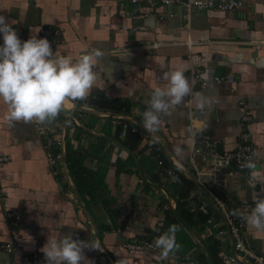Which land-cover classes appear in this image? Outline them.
Returning a JSON list of instances; mask_svg holds the SVG:
<instances>
[{"label": "crops", "instance_id": "crops-1", "mask_svg": "<svg viewBox=\"0 0 264 264\" xmlns=\"http://www.w3.org/2000/svg\"><path fill=\"white\" fill-rule=\"evenodd\" d=\"M239 1L235 10L214 6L193 9L188 15L181 5L165 6L156 0H0V15L12 22L22 41L32 35L47 38L54 53L71 55L74 60L96 49L104 51L97 63V83L86 98L92 103L70 100L83 108L73 111L76 119L61 111L51 122H10L8 106L0 100V156L6 157L0 161V242L12 241L28 251L41 252L49 235L59 237L71 231L79 239L99 244L100 249L85 250L91 264H117L119 260L163 264L156 251L123 245L126 240L154 243L166 231L169 211L178 218L173 182L156 161L167 159L170 163L164 167L173 163L186 177L187 172L196 179L189 159L194 136L204 132L217 141V150L233 149L239 133L240 99L253 115L249 123L252 158L261 169L259 179L264 180V0ZM45 27L57 29L59 38L40 34ZM194 65L206 85L190 87L184 102L162 116L158 130L148 131L143 113L150 107L152 92L168 84L164 74L182 69L190 84ZM221 75H233L234 81H214ZM198 94L215 102L201 109ZM121 121L137 128L130 132L139 141L132 134L126 138L127 132L121 135ZM64 124L71 125L73 132L65 129L59 149L54 137L63 132ZM149 137L154 139L150 151L143 146V139ZM67 142L70 151L77 145L90 151L83 164L95 171L90 188L76 184L71 176ZM59 151L62 157L52 165L49 154ZM155 173L159 182L152 180ZM249 175L239 172L224 182V189L219 188L231 199L250 201L253 207L261 185L247 184ZM190 181L195 188L189 198L206 199ZM151 183L166 188L173 200ZM204 183L217 188L210 181ZM8 212L17 214V227L8 223ZM178 220L176 239L181 247L171 255L209 264L205 251ZM202 224L190 227L197 237ZM245 230L255 252L264 255V232L253 231L247 224ZM222 247L231 253L229 240ZM212 263L219 264L218 257ZM0 264L24 263L18 251L0 249Z\"/></svg>", "mask_w": 264, "mask_h": 264}, {"label": "clouds", "instance_id": "clouds-1", "mask_svg": "<svg viewBox=\"0 0 264 264\" xmlns=\"http://www.w3.org/2000/svg\"><path fill=\"white\" fill-rule=\"evenodd\" d=\"M0 100L8 106L7 119L10 122L46 123L54 121L69 100H84L98 79V61L104 57L102 49L82 54L78 59L71 55H57L47 38L31 36L22 41L12 22L0 15ZM112 76V70L108 73ZM168 84L157 87L151 95L150 107L143 113L145 128L155 133L162 123L163 115L184 102L191 93L184 70L165 73ZM199 107L203 109L215 101L198 94ZM14 123L10 124L13 126ZM242 167L249 170L250 182L261 185L253 197L250 211L234 210L233 214L243 220L253 231L264 232V180L257 173L261 171L253 158L246 160ZM179 227L171 225L167 231L154 240L160 255L179 251L181 245L176 234ZM86 249H100L98 243L79 239L73 232L59 237L48 236L40 249L45 264H91L85 255ZM117 264H124L119 260Z\"/></svg>", "mask_w": 264, "mask_h": 264}, {"label": "built area", "instance_id": "built-area-1", "mask_svg": "<svg viewBox=\"0 0 264 264\" xmlns=\"http://www.w3.org/2000/svg\"><path fill=\"white\" fill-rule=\"evenodd\" d=\"M132 2H137L139 0H131ZM152 3L155 0H147ZM163 5L178 4L181 5L187 14L193 9H203L208 7L216 6L218 9L222 10H235L241 5L239 0H156ZM172 16V14H169ZM40 34L42 35H53L55 38H59L60 33L57 29L52 28H41ZM190 87L193 89L196 85L205 86L206 82L202 81L200 78V69L197 66H191L190 68ZM214 81L222 82L228 81L233 82V75H221L215 76ZM239 108L241 110L240 119L238 122L239 133L237 136V143L233 149L228 150H217V141L211 139L206 133H197L194 138L190 152L189 159L194 169L195 177L197 181L205 187L207 194L214 203L211 206L210 203L200 196H195L192 198L191 211H198L205 215L206 218L202 224V228L198 231V238L203 241L208 237L212 236L219 242V247L217 251V257L219 259V264H264V255L258 254L253 249L251 243L247 239L245 225L246 223L241 220L238 216L233 214L234 210L239 209L241 212L247 210L249 211L252 207L250 201L246 199L234 200L228 195L224 197L215 193L213 189L205 186V181H210V184L214 187H223L224 182L229 177H234L239 174V170H243L245 174L249 172L248 169L242 167L246 160L253 157V143L252 136L249 130V123L253 119V115L249 109L245 106V101L240 99ZM70 132H73V127L71 125L65 127ZM121 135L125 136L128 130L137 131L135 126H131L127 121H121ZM46 131L45 127L43 129ZM49 134H47L48 136ZM54 141L59 147L63 145L64 141V129L62 133L55 135ZM143 146H147L149 151L154 143L153 138L143 139ZM60 151L58 154H49V161L52 165L56 164V160L61 158ZM6 157L0 156V161L5 160ZM157 165L163 169V173L168 177L171 182L179 183L177 178H175V165L172 163L169 167H164V161L162 159H157ZM59 170L63 172L62 165L59 166ZM247 184L253 186V182H250V175L246 179ZM217 210L221 211L223 216H221ZM6 218L8 223L17 227L18 216L13 212L6 213ZM229 233L232 237V245L235 251V255L230 252L225 251L222 247L223 242L229 240ZM124 247L132 250H153L160 253V249L156 248L154 243L149 240H126L124 241ZM0 249L6 251L7 253L19 252L21 255V261L24 264H45L44 254L37 251H28L23 247L19 246L15 242H0ZM162 257V256H161ZM163 264H195L194 260L188 256H172L169 254L167 258L162 257Z\"/></svg>", "mask_w": 264, "mask_h": 264}, {"label": "trees", "instance_id": "trees-1", "mask_svg": "<svg viewBox=\"0 0 264 264\" xmlns=\"http://www.w3.org/2000/svg\"><path fill=\"white\" fill-rule=\"evenodd\" d=\"M82 102L91 104L92 100L85 99ZM122 104L126 105V103H122ZM76 128L79 127L76 126ZM130 131L131 130L127 131L126 138L129 139L130 134H132L133 139L136 142L139 141L140 138L137 136V134ZM79 146L80 145H77L74 148V150L70 151L69 149L72 148L69 142H67V146L65 144V149L66 148L68 149V151L66 150V161L68 164V169L76 184L83 186L85 184V186L90 188V186L93 184L92 177L95 171L90 170L83 165L86 154H88V152L90 151L88 150V148H83L82 150H80ZM152 153H155V151L153 150ZM163 161H164V165L170 163L167 159H164ZM156 176L157 174L155 173V176L152 177V180L154 182H159V179ZM175 178H177L179 183L177 182L171 183V187H172L171 193L176 198V210H177L178 218L189 227L200 225L201 223H203L206 216L198 211H191L192 203L190 200H192V198L191 199L189 198V194L191 190L195 188L193 183L183 173L179 172L178 170H176ZM144 186L150 187L147 183H144ZM213 190L215 191L216 194L222 197L226 195V192L222 188L217 187V188H213ZM178 218L174 215L172 210L169 211V214L167 216V221L165 223L166 231L171 225L179 222ZM204 243L207 248V251L212 256L213 261H216L217 259L216 254L218 251L219 242L209 237L206 240H204ZM202 255L205 256L203 251H202Z\"/></svg>", "mask_w": 264, "mask_h": 264}, {"label": "water", "instance_id": "water-1", "mask_svg": "<svg viewBox=\"0 0 264 264\" xmlns=\"http://www.w3.org/2000/svg\"><path fill=\"white\" fill-rule=\"evenodd\" d=\"M69 103H71L70 102V100L68 101ZM73 105V107H71V108H69V109H63L62 110V112L64 113V114H68L69 116H71L72 118H75V114H74V110L76 111V110H83V108H81V107H77V106H74V104H72ZM122 118H127V119H129L128 117H126V116H122ZM76 119V118H75ZM134 122V121H133ZM136 123H138V122H136ZM139 124V123H138ZM140 126H142V124H139ZM65 127H66V124H64V132H65ZM143 128H144V126H142ZM219 148V150H220V147H218ZM239 172H241V173H244V171L243 170H239ZM186 175H187V177L190 179V180H192L198 187H199V189L201 190V192L204 194V196L206 197V199H207V201L210 203V205L211 206H214V203L212 202V200L210 199V197L208 196V194L207 193H205L204 192V190H202V188L198 185V182L196 181V179L190 174V173H187L186 172ZM152 184V183H151ZM152 185H154V186H156V187H159V188H161L163 191H164V193L166 194V197L169 199V200H173V198H172V196L168 193V191H167V189L166 188H164L163 186H161V185H159V184H152ZM174 207V212H175V214L177 215V211H176V209H175V206H173ZM217 212L221 215V216H223V214L221 213V211H219V210H217ZM183 224V226L186 228V230L191 234V236L193 237V239L195 240V242L205 251V253H206V255H207V257H208V260H209V264H213L212 263V258H211V256H210V254L207 252V249H206V247H205V245H204V243L197 237V235H196V233L189 227V226H187L186 224H184V223H182ZM129 229H131L132 231H135L134 229H132L131 227H129ZM228 237H229V243H230V248H231V253L233 254V255H235V251H234V249H233V245H232V237H231V234L229 233V235H228Z\"/></svg>", "mask_w": 264, "mask_h": 264}, {"label": "bare ground", "instance_id": "bare-ground-1", "mask_svg": "<svg viewBox=\"0 0 264 264\" xmlns=\"http://www.w3.org/2000/svg\"><path fill=\"white\" fill-rule=\"evenodd\" d=\"M71 107H73V105H72L71 103L67 102V104H66V106L64 107V109H69V108H71Z\"/></svg>", "mask_w": 264, "mask_h": 264}]
</instances>
